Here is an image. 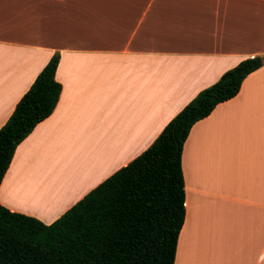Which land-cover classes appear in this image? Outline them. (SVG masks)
<instances>
[{"label":"crops","instance_id":"1","mask_svg":"<svg viewBox=\"0 0 264 264\" xmlns=\"http://www.w3.org/2000/svg\"><path fill=\"white\" fill-rule=\"evenodd\" d=\"M54 53L57 102L16 145L0 205L52 222L260 56L182 144L173 264H264V0H0V126Z\"/></svg>","mask_w":264,"mask_h":264},{"label":"trees","instance_id":"2","mask_svg":"<svg viewBox=\"0 0 264 264\" xmlns=\"http://www.w3.org/2000/svg\"><path fill=\"white\" fill-rule=\"evenodd\" d=\"M52 54L0 126V181L16 145L53 110L60 92ZM246 57L199 90L138 155L52 222L0 205V264H173L182 225V144L192 124L234 96L260 67Z\"/></svg>","mask_w":264,"mask_h":264}]
</instances>
